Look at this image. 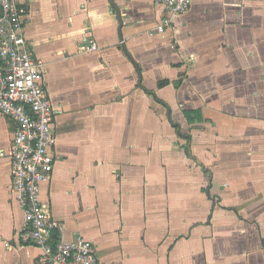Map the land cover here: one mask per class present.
I'll return each mask as SVG.
<instances>
[{"label": "crops", "instance_id": "0c3cea01", "mask_svg": "<svg viewBox=\"0 0 264 264\" xmlns=\"http://www.w3.org/2000/svg\"><path fill=\"white\" fill-rule=\"evenodd\" d=\"M21 5L55 109L39 199L61 237L100 264H264V0H191L152 35L153 0ZM16 127L0 115V151ZM22 227L0 155V264H43Z\"/></svg>", "mask_w": 264, "mask_h": 264}, {"label": "built area", "instance_id": "2783aa9c", "mask_svg": "<svg viewBox=\"0 0 264 264\" xmlns=\"http://www.w3.org/2000/svg\"><path fill=\"white\" fill-rule=\"evenodd\" d=\"M162 15L154 32L173 27L175 16L186 12L191 0H153ZM21 0H0V115L13 120L12 141L0 155L9 159L11 192L23 213L21 241L41 250L43 264H100L94 244L77 236L61 237V222L45 210L40 184L53 169L56 144L55 109L44 83V63L24 35ZM93 41L87 50H96Z\"/></svg>", "mask_w": 264, "mask_h": 264}, {"label": "water", "instance_id": "95a60500", "mask_svg": "<svg viewBox=\"0 0 264 264\" xmlns=\"http://www.w3.org/2000/svg\"><path fill=\"white\" fill-rule=\"evenodd\" d=\"M117 14H119V13H117ZM124 48V47H123ZM124 51L127 53V51L125 50V48H124ZM128 57L130 58V56L128 55ZM130 60L132 61V58H130Z\"/></svg>", "mask_w": 264, "mask_h": 264}, {"label": "trees", "instance_id": "16d2710c", "mask_svg": "<svg viewBox=\"0 0 264 264\" xmlns=\"http://www.w3.org/2000/svg\"><path fill=\"white\" fill-rule=\"evenodd\" d=\"M175 127L177 128L178 126H177V125H175ZM179 135H180V133H179Z\"/></svg>", "mask_w": 264, "mask_h": 264}]
</instances>
